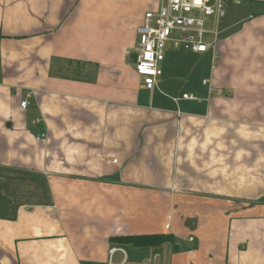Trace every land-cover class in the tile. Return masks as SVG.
<instances>
[{
	"label": "crops",
	"instance_id": "1",
	"mask_svg": "<svg viewBox=\"0 0 264 264\" xmlns=\"http://www.w3.org/2000/svg\"><path fill=\"white\" fill-rule=\"evenodd\" d=\"M250 1L263 8L205 20L215 49L167 43L147 89L130 55L163 0H0V264H180L186 243L185 264H264V0ZM171 49L192 65L165 63ZM148 234L173 240L110 242Z\"/></svg>",
	"mask_w": 264,
	"mask_h": 264
},
{
	"label": "built area",
	"instance_id": "2",
	"mask_svg": "<svg viewBox=\"0 0 264 264\" xmlns=\"http://www.w3.org/2000/svg\"><path fill=\"white\" fill-rule=\"evenodd\" d=\"M240 0H163L158 10L145 12L141 24L137 26L136 60L133 64L136 74L141 77L143 85L152 89L162 75L160 62L164 59L167 43L175 49L204 52L208 47L216 48V42H206L205 34H216V30H206L205 20L213 19V24L224 16L226 3H239ZM183 99H195L190 93L182 94ZM28 100H22L20 106L25 108ZM41 133L36 139L44 138ZM117 162L116 159L107 160ZM171 216H167L165 228L170 227ZM192 241L193 238L189 237ZM119 250L110 249L112 254Z\"/></svg>",
	"mask_w": 264,
	"mask_h": 264
},
{
	"label": "rangeland",
	"instance_id": "3",
	"mask_svg": "<svg viewBox=\"0 0 264 264\" xmlns=\"http://www.w3.org/2000/svg\"><path fill=\"white\" fill-rule=\"evenodd\" d=\"M260 9L263 8L262 5H260L257 1L252 2L250 0H240L239 3H226L224 5V12L226 11V14L229 13L230 18L234 16H238L244 13H249L251 10L254 11L255 9ZM212 24H210L211 27ZM170 48V46H168ZM136 48H134V52L136 51ZM187 54L182 53V51H175V50H170L166 54V59L165 63H170V64H178V63H186L189 65V67L192 65V60H189V58H183ZM188 243L183 244L181 248H179V254H182L183 256H179L180 260L178 263L180 264H185L189 260V256L191 255V248L192 245H190L188 248Z\"/></svg>",
	"mask_w": 264,
	"mask_h": 264
},
{
	"label": "trees",
	"instance_id": "4",
	"mask_svg": "<svg viewBox=\"0 0 264 264\" xmlns=\"http://www.w3.org/2000/svg\"><path fill=\"white\" fill-rule=\"evenodd\" d=\"M171 235L164 234H148V235H125L110 238V242L117 244H132V245H145V244H162L164 242L172 241Z\"/></svg>",
	"mask_w": 264,
	"mask_h": 264
},
{
	"label": "water",
	"instance_id": "5",
	"mask_svg": "<svg viewBox=\"0 0 264 264\" xmlns=\"http://www.w3.org/2000/svg\"><path fill=\"white\" fill-rule=\"evenodd\" d=\"M135 60H136V54H135V53H132V54L130 55V62H131V63H134Z\"/></svg>",
	"mask_w": 264,
	"mask_h": 264
}]
</instances>
